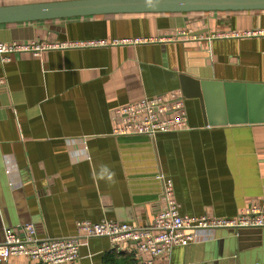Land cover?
<instances>
[{"label":"crops","instance_id":"obj_1","mask_svg":"<svg viewBox=\"0 0 264 264\" xmlns=\"http://www.w3.org/2000/svg\"><path fill=\"white\" fill-rule=\"evenodd\" d=\"M55 1L68 0H0V6ZM252 30L264 31V11L0 25L6 43H103L0 62V243L8 229L29 223L40 238L75 237L80 221L148 226L165 208L161 175L173 181L183 216L234 218L264 201V123L205 126L200 99L191 96L183 97L185 131L113 134L116 108L183 96L187 76L264 85V36H240ZM137 39L151 41L124 42ZM232 231L198 230L194 243L173 249L171 264H264V229L241 230L235 243ZM108 253L135 260L129 244L97 237L83 242L77 264H103ZM6 264L31 263L12 257Z\"/></svg>","mask_w":264,"mask_h":264},{"label":"built area","instance_id":"obj_2","mask_svg":"<svg viewBox=\"0 0 264 264\" xmlns=\"http://www.w3.org/2000/svg\"><path fill=\"white\" fill-rule=\"evenodd\" d=\"M236 36H239L237 34ZM240 36H264V31L252 30ZM151 40H127L125 43ZM115 44L123 43L115 41ZM100 42L46 43L30 41H0V62L8 63L14 54L28 53L41 57L49 50L64 48H87L102 46ZM0 80V85L2 84ZM114 136H149L181 132L189 129L188 113L183 96L144 98L133 104L114 110ZM164 181L165 208L153 222L145 227L103 220L98 223L80 221L76 225L77 235L68 238H40L33 224H24L8 229L0 243V264L12 257L27 259L31 264H77L84 241L91 238H108L113 244H129L135 264H171L173 249L186 247L196 240L198 230L215 229H264V201L251 204L234 218H192L180 213L174 199L173 181L160 176Z\"/></svg>","mask_w":264,"mask_h":264},{"label":"water","instance_id":"obj_3","mask_svg":"<svg viewBox=\"0 0 264 264\" xmlns=\"http://www.w3.org/2000/svg\"><path fill=\"white\" fill-rule=\"evenodd\" d=\"M243 11H264V0H68L21 4L0 6V25L109 14ZM200 78L185 77L182 89L184 98L200 99L205 126L264 123L263 84L223 83ZM231 230L229 237L235 243V237L240 238L241 230L246 229ZM227 242L224 240L223 244Z\"/></svg>","mask_w":264,"mask_h":264},{"label":"trees","instance_id":"obj_4","mask_svg":"<svg viewBox=\"0 0 264 264\" xmlns=\"http://www.w3.org/2000/svg\"><path fill=\"white\" fill-rule=\"evenodd\" d=\"M103 264H135V260H118L114 253H108Z\"/></svg>","mask_w":264,"mask_h":264},{"label":"clouds","instance_id":"obj_5","mask_svg":"<svg viewBox=\"0 0 264 264\" xmlns=\"http://www.w3.org/2000/svg\"><path fill=\"white\" fill-rule=\"evenodd\" d=\"M149 2H151V0H149ZM103 171L104 172H107L108 170L107 169H104ZM113 175H114L113 173H108V179L109 180H112Z\"/></svg>","mask_w":264,"mask_h":264}]
</instances>
